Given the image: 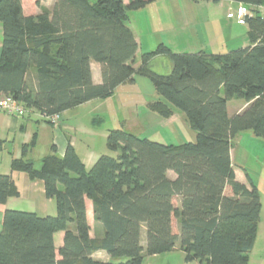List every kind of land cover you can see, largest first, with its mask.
<instances>
[{"label": "trees", "instance_id": "trees-1", "mask_svg": "<svg viewBox=\"0 0 264 264\" xmlns=\"http://www.w3.org/2000/svg\"><path fill=\"white\" fill-rule=\"evenodd\" d=\"M40 1L29 0L36 6ZM151 1L55 0L50 12L34 14L24 13L22 0H0V96L50 117L108 97L138 74L151 80L160 98L149 109L169 117L174 107L195 132L194 141L166 144L111 128L106 145L117 156L101 154L89 168L71 145L63 155L52 145L37 168L26 157L34 137L24 143L11 170L41 180L56 211L39 216L5 209L0 264H141L144 254H162L177 243L186 262L247 264L261 203L253 183L236 179L230 148L241 131L264 139V16L257 9L264 0H235L252 8L244 22L248 46L224 53L172 52L159 43L141 53L136 67L138 44L128 11ZM157 55L169 57L167 74L151 69ZM91 61L100 64L99 83L92 80ZM233 98L247 106L229 116ZM17 195L11 175L0 173V203ZM85 198L92 201L101 236L90 235ZM58 231L64 232L59 258L53 239ZM98 250L109 259H94Z\"/></svg>", "mask_w": 264, "mask_h": 264}, {"label": "crops", "instance_id": "crops-1", "mask_svg": "<svg viewBox=\"0 0 264 264\" xmlns=\"http://www.w3.org/2000/svg\"><path fill=\"white\" fill-rule=\"evenodd\" d=\"M46 1L47 3L44 4L43 0H41L39 6H36V8L31 11L27 6L29 0H22L23 11L24 13L34 14L40 13L42 10L50 12L55 0ZM157 1L158 0H153L147 3L143 8L135 10L138 13L147 12L146 14L148 19L151 20L150 26L147 24L151 33H156L158 30L172 31L173 34L180 36L179 32H187V30L190 29L194 40L192 42L189 38V45L193 46L195 51L202 50L208 53H224L232 49L246 47L249 45L246 24L238 23L235 17H227L228 12L235 13L241 2L235 0H221L217 3H213L211 1L201 0L193 3L191 0H168L167 4L164 5L163 10L169 9L173 12V14H178L179 23L175 27V24L172 25L170 20H168L165 16L160 17L153 15V11L157 10L155 6L157 5ZM165 1L167 0H164V2ZM123 2L127 4L129 0H123ZM224 7L225 10H227L225 17L223 14H219L216 11V9ZM246 7L249 8L248 5H246ZM189 9L191 13H189ZM257 9L259 13L264 16V6H259ZM130 13H128V25L133 31L138 44L134 63V66L137 67L139 64L137 63L139 62L137 57L139 52H146L144 50H147V48L150 47H148L149 43H147L146 47H143V34L141 33L139 27L136 25H130V17H133V14ZM198 26H200V28H198ZM187 34L190 37L188 32ZM144 35H150V33ZM1 37L2 27L0 23V51ZM174 40L176 41L175 44L178 45L180 43V40ZM157 43L168 44L167 42L160 40L155 41L153 44ZM90 67L93 82H101L100 64L95 61H91ZM28 74L30 79L33 80L34 69L30 68ZM125 83L120 84L114 91L119 89V87ZM96 99L98 98L88 100L73 108L58 113V119L55 123H50L44 120V118H42L40 113L36 110H28L20 117L8 115L0 111V173L10 174L18 191L17 196H10L4 203H0V230L3 213L7 208L20 210L19 206L26 204L30 208H34V211L32 212H35L39 216L55 214H53L54 200L45 196L43 182L39 179L30 180L25 172L13 171L10 167L11 160L21 156V147L24 143L30 142L32 134L35 133L33 136L35 144L28 149L26 157L39 156L38 158H41L40 156L49 153L52 145L55 146L59 155H63L67 145H71L86 168H89V166H91L97 159L99 153L94 152L90 146L93 145L92 143H94V138L97 135L100 134L99 137L101 140L105 138L110 128L106 131L98 133L97 130L92 128L93 126L88 124L84 125L82 122L77 120L81 113V107ZM235 99L236 98H233L227 102V112L229 116L239 113L247 106V103L242 99ZM25 118L27 121L23 122L22 120ZM172 118L177 120L182 119L185 121L183 114H176L175 110H173L169 117H166L168 121H171ZM10 138H12L11 146L8 144V142H10ZM39 150H41V152L37 154ZM236 152L242 154H240L241 161L238 167L239 169L235 167L234 164ZM252 155L257 162V165H259L257 170L255 168V171L254 168H251L252 172H255V177L251 175L252 173L248 171L249 167H247L249 164L248 159H250ZM230 159L236 179L246 186H249L250 182L253 183L259 191L261 208L257 225V235L249 253L247 264H264V139L255 136L249 130L237 133L231 140ZM171 173V178H173L174 173ZM84 201L86 217L88 224L90 225V235L93 237L101 236L102 229L99 225L95 224L93 219L92 201L89 198H85ZM63 235V231H58L53 236L56 253L63 243ZM141 244L143 246L145 244L144 227L141 232ZM183 256V252L179 249L177 243L171 251L155 255L144 254L141 264H199L197 261L186 262L184 261ZM56 257L59 258L58 253ZM92 257L102 261H107L109 259L108 254L102 250L93 252Z\"/></svg>", "mask_w": 264, "mask_h": 264}, {"label": "rangeland", "instance_id": "rangeland-1", "mask_svg": "<svg viewBox=\"0 0 264 264\" xmlns=\"http://www.w3.org/2000/svg\"><path fill=\"white\" fill-rule=\"evenodd\" d=\"M26 1V0H25ZM95 1V0H89ZM44 4L47 3L46 0H43ZM168 0L164 2V0H158L156 8L157 10L153 11L154 16H165L168 20H170L171 24L176 25L179 23V16L178 14H173L171 10L164 9L163 7L167 4ZM28 3L29 9H35L36 5L33 3ZM194 3V2H193ZM246 6V5H245ZM188 8V6H187ZM251 8V7H249ZM248 11L252 13V8ZM216 11L220 14H223L225 17V13L227 10L224 8L216 9ZM234 11V10H233ZM131 12V13H130ZM194 12V9H193ZM128 13L133 14L131 18L132 26L136 25L141 30L143 34V47H146L147 43H149L150 48H147L149 51L156 47L157 44H153L155 41H165L167 42V46L171 48L172 52H194L193 46H190L189 38L194 40L192 36V31L190 29L186 31L179 32V35L173 34L172 31H157L156 33H151L148 27L150 26L151 20L148 19L147 12L145 13H138L135 10H129ZM167 13V14H166ZM189 13H191L189 9ZM149 24V26L147 25ZM200 28V26H198ZM150 35H144L148 34ZM175 37V38H174ZM150 38V40H149ZM180 40V43L177 45L175 44V40ZM148 40V41H147ZM172 41V42H171ZM174 43V44H173ZM165 44V43H164ZM166 45V44H165ZM142 52L138 54V61L140 62V55ZM137 62V63H139ZM150 67L153 71L167 74L171 70V61L167 55H157L150 61ZM135 80L125 83L119 89L114 91L110 96L105 98H98L86 105H83L80 110V115L77 120L82 122V124H88L93 126L94 130H97L98 133L102 131H106L107 129L111 128H123L128 132H131L135 135L140 137H147L151 140L158 141L161 143L166 144H180L188 141H194L195 139V132L187 125L185 121L182 119H173L174 121H168L166 117L159 115L157 112L152 111L149 109L148 104L154 100L160 99L157 93L155 92L154 86L151 80L145 76L135 74ZM236 100V99H235ZM175 110L176 114H182L181 111L172 107ZM28 111V110H27ZM3 112V111H2ZM5 113V112H4ZM8 114V113H6ZM10 115V114H8ZM42 118L44 116L40 114ZM23 116V115H22ZM45 119V118H44ZM95 120V121H93ZM26 122V118L22 120ZM57 122V120L55 121ZM35 135L32 134L31 139ZM97 135L94 138L93 145L90 146L94 152L101 154H106L112 157H116L118 152L112 151L108 149L106 145V137L101 140V138ZM10 138V142L8 144H12ZM30 139V140H31ZM41 152L39 150L37 154ZM241 153L236 152V157L234 160L235 167H239L241 161ZM43 155V154H42ZM31 157L34 161V166H40V158L39 156H28ZM34 157V158H33ZM42 157V156H40ZM248 171H250L253 177H255V172L253 173L251 168H257V162L253 158V155L248 159ZM233 166V165H232ZM90 167V166H89ZM239 169V168H238ZM172 171H168V177L172 176ZM23 201V200H22ZM32 207V206H31ZM53 214L55 213V201H53ZM20 210L25 211H34V208H30L26 204H22L19 206ZM144 240V239H143Z\"/></svg>", "mask_w": 264, "mask_h": 264}, {"label": "built area", "instance_id": "built-area-1", "mask_svg": "<svg viewBox=\"0 0 264 264\" xmlns=\"http://www.w3.org/2000/svg\"><path fill=\"white\" fill-rule=\"evenodd\" d=\"M246 4L240 3L237 7L235 13L228 12L227 17H235L238 23L243 24L245 22V16L251 15L248 11V8L245 6ZM0 111L8 113L12 116L20 117L27 112V109L17 100L9 95L0 96ZM44 118L49 119L52 123L58 119L57 114H54L50 117L43 115Z\"/></svg>", "mask_w": 264, "mask_h": 264}]
</instances>
